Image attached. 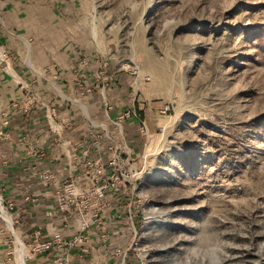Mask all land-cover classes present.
<instances>
[{
  "label": "rangeland",
  "instance_id": "374dc122",
  "mask_svg": "<svg viewBox=\"0 0 264 264\" xmlns=\"http://www.w3.org/2000/svg\"><path fill=\"white\" fill-rule=\"evenodd\" d=\"M66 2L79 45L74 100L100 90L117 128L145 129L133 154L119 146L126 185L110 200L117 222L110 211L103 224L81 201L58 200L61 184L40 179L33 164L12 169L0 140V264H37L48 253H35V233H44L29 216L44 205L66 230L53 238L72 242L90 224L68 248L72 264H98L97 233L119 264H264V0ZM44 187L53 204L42 201ZM118 220L132 235L113 247ZM50 254L60 263L58 250Z\"/></svg>",
  "mask_w": 264,
  "mask_h": 264
},
{
  "label": "crops",
  "instance_id": "0c3cea01",
  "mask_svg": "<svg viewBox=\"0 0 264 264\" xmlns=\"http://www.w3.org/2000/svg\"><path fill=\"white\" fill-rule=\"evenodd\" d=\"M71 8L66 0H0V126L9 133L3 154L12 169L33 164L39 172L49 170L58 180L70 177L78 186L88 188L94 182L85 176L83 164L99 157L107 164L114 146L123 145L133 154L132 146L140 141L139 123L123 127L124 132L122 125L117 128L114 120L118 112L108 111L100 90L82 102L74 100L77 83L69 74L79 45L72 38L73 19L67 16ZM82 74L84 78L85 72ZM29 99L35 105L26 111ZM13 103L18 106L13 107ZM27 176L23 171L18 177L29 183L33 177ZM40 190L42 201L53 204V190ZM53 211L44 205L29 215L43 229L45 240L66 231L61 229L60 220L51 217ZM118 211L116 204L107 216L110 222H117ZM131 228L120 222L111 226V242L103 243L124 245L131 239ZM98 234L94 238L100 254L98 264H119L111 251L100 246ZM84 261L73 259V264H87L88 260ZM33 263L52 264V259L37 256Z\"/></svg>",
  "mask_w": 264,
  "mask_h": 264
},
{
  "label": "built area",
  "instance_id": "2783aa9c",
  "mask_svg": "<svg viewBox=\"0 0 264 264\" xmlns=\"http://www.w3.org/2000/svg\"><path fill=\"white\" fill-rule=\"evenodd\" d=\"M79 66L85 67V62H80ZM86 87L88 88V85ZM90 91V89H87V93H89ZM34 105L35 101L33 99H29L25 110L29 111ZM17 106L18 105L16 103H13V107ZM129 114L127 115V117L129 116ZM131 115L133 116V119L134 117H136L135 112H133V114ZM144 125L145 123H139L141 132H144ZM5 126L8 127V122H5ZM8 138L9 133L7 131H0V140H7ZM112 148L114 155L111 157L107 164H105L103 159L100 157L95 160H87L83 164L85 169V176L88 178L92 177L95 184L90 188H84V190H81V188H79V186L74 182L73 178L70 177L63 180H58L59 178H57V176L49 170H44L42 172L40 170V179L50 182L51 185H57L58 183L61 184L60 186H62L63 188L62 190H60V192H57L58 200L66 202L67 206H69L70 203H74V201H81L85 209L88 208V213H86L93 217V221L97 224H103V222L101 221L102 219L100 218L108 214L114 207L113 203L110 201L112 200L111 196H116V194L120 192V189L124 187V185H126L124 175L119 170V164L121 160L116 155L117 151H119V147L114 146ZM40 155L45 156V152L41 151ZM27 201H29V199ZM89 227L90 224L82 225V234H84V232L87 233ZM82 234H80L81 236L76 237L74 241L68 243L67 241L62 240L59 237L50 240H42L44 238L42 232L37 231L33 240L35 244L34 251L35 253L41 254L45 252L52 253L53 250H58V253L60 252L61 254V257L59 258L60 263L58 261H54V263L52 262V264H72L68 256V248H73L79 241L82 242L83 240H86L87 237H82ZM84 253H88V250H85ZM118 255H121V251H118Z\"/></svg>",
  "mask_w": 264,
  "mask_h": 264
},
{
  "label": "trees",
  "instance_id": "16d2710c",
  "mask_svg": "<svg viewBox=\"0 0 264 264\" xmlns=\"http://www.w3.org/2000/svg\"><path fill=\"white\" fill-rule=\"evenodd\" d=\"M86 73H89V71H87ZM85 75H88V74H85ZM88 78H89V77H88ZM116 115H117V114H116ZM44 256L47 258V260H50V259H52V257H53V255L50 254V253H47V254H45ZM128 258H129V261L131 262V261H132L131 255H129Z\"/></svg>",
  "mask_w": 264,
  "mask_h": 264
},
{
  "label": "bare ground",
  "instance_id": "6f19581e",
  "mask_svg": "<svg viewBox=\"0 0 264 264\" xmlns=\"http://www.w3.org/2000/svg\"><path fill=\"white\" fill-rule=\"evenodd\" d=\"M0 210H1V208H0ZM22 250H23V246H22ZM22 260H23V255H22Z\"/></svg>",
  "mask_w": 264,
  "mask_h": 264
}]
</instances>
